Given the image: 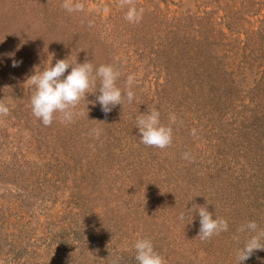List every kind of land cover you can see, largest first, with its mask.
I'll list each match as a JSON object with an SVG mask.
<instances>
[{
	"label": "rangeland",
	"instance_id": "obj_1",
	"mask_svg": "<svg viewBox=\"0 0 264 264\" xmlns=\"http://www.w3.org/2000/svg\"><path fill=\"white\" fill-rule=\"evenodd\" d=\"M72 2L0 0V264H136L140 238L165 264H238L241 226L264 230V0ZM65 58L112 65L124 91L134 74V100L104 113L97 81L83 115L45 126L25 82ZM153 108L173 129L163 149L136 128ZM193 204L228 231L201 240L198 214L179 219Z\"/></svg>",
	"mask_w": 264,
	"mask_h": 264
},
{
	"label": "clouds",
	"instance_id": "obj_2",
	"mask_svg": "<svg viewBox=\"0 0 264 264\" xmlns=\"http://www.w3.org/2000/svg\"><path fill=\"white\" fill-rule=\"evenodd\" d=\"M64 7L72 12L80 10L82 5L73 3L72 0H65ZM142 13L143 9L130 8L126 19L138 21ZM7 55L12 58L15 53ZM18 63L19 61L13 59V67L18 66ZM68 69L71 70L65 75ZM120 75L121 73L110 64L94 67L89 60L82 63L76 61L73 64L69 62L68 58L57 59L55 64L51 62L43 69L40 68V65H35L33 74L25 82L32 92L30 97L32 113L45 126L51 125L58 113L63 121L70 123L77 116L83 115L82 111L77 110V106L81 99H86L90 89L97 87V81H99V85L95 93L99 94L96 95L95 101H88V103L98 102L101 110L104 113H109L117 105H122L125 99L131 103L135 97V93L132 91L135 75H128L126 91L117 85ZM9 111V106L0 99V116L8 115ZM160 116L158 109H148L136 117V128L140 134L141 143L163 149L172 143L173 129L170 125L163 124ZM169 118L172 121L175 120V116L172 114ZM192 131L194 135L195 129ZM92 133L97 138L100 136L99 129H92ZM183 158L189 159V154L185 152ZM194 214L199 216L198 237L201 240L228 231V221L223 217H214L213 213L208 210L207 204H193L192 208H186L184 212L180 213L179 219L183 221L191 216L192 223L195 218ZM239 231L248 234L243 246L237 251L238 264H243L255 251L264 250V230L258 228L256 221L250 220L242 225ZM133 248L136 264H165L164 258L155 250L151 239H137Z\"/></svg>",
	"mask_w": 264,
	"mask_h": 264
}]
</instances>
